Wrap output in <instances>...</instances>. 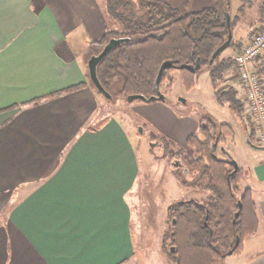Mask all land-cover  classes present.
<instances>
[{"label": "crops", "instance_id": "0c3cea01", "mask_svg": "<svg viewBox=\"0 0 264 264\" xmlns=\"http://www.w3.org/2000/svg\"><path fill=\"white\" fill-rule=\"evenodd\" d=\"M87 10V0H0V264H134L128 196L140 155L119 120L94 126L98 95L88 86L89 42L71 39L73 27L86 24ZM102 13L89 28L94 41L107 32ZM253 36L243 43L234 34V47L220 60L233 59ZM79 84L86 87L63 92ZM230 84L248 112L236 68L220 87ZM250 124L246 144L255 155L240 168L259 228L227 264H264V149L253 146L264 145H251Z\"/></svg>", "mask_w": 264, "mask_h": 264}, {"label": "trees", "instance_id": "16d2710c", "mask_svg": "<svg viewBox=\"0 0 264 264\" xmlns=\"http://www.w3.org/2000/svg\"><path fill=\"white\" fill-rule=\"evenodd\" d=\"M109 2L124 7L130 15L122 14L116 18L121 25V32L107 31L102 38L90 43L88 51L92 55H95L96 48L101 51L109 35L129 37L131 42L115 48L98 66L99 80L108 93L111 82L118 78L121 81L120 93L127 97L143 95L149 98L156 95L155 81L159 68L164 62L171 61L173 66L161 77L163 95L162 87H172L175 72L179 74L185 90L191 91L196 87L200 74L206 71L215 87L218 103L227 106L242 118L245 106L237 90L230 87L220 89L225 74L235 69L236 64L232 58L220 60V55L212 64L210 62L215 51L228 39V0H212L210 6L184 15L165 0ZM243 12V7H240L239 13ZM240 19V16L231 19L232 31ZM231 47H234L233 38L228 48ZM198 59L201 67L196 73L180 68L183 65L194 66ZM262 72L259 71L258 74L261 75ZM89 82L97 94L105 97L90 80ZM85 87L86 84H79L63 92ZM52 96L54 94L48 97ZM38 100L40 99L29 104H36ZM234 137L231 125L204 116L201 118L198 134H192L186 140L187 155L183 157L184 162L201 173L192 182L179 171L176 176L183 185H193L200 191L210 192L211 196L202 201L191 200L172 206L169 218L176 223L170 229V245L175 252L171 249L167 252L172 264H214L228 256L231 250L232 255H240L245 239L258 231L259 222L253 192L250 188L242 187L245 171L239 168L229 181L228 175L233 172V167L228 157L216 158L212 152L214 143L224 147ZM252 138L253 134H250L248 139L251 143ZM236 215L238 217L235 219Z\"/></svg>", "mask_w": 264, "mask_h": 264}, {"label": "rangeland", "instance_id": "374dc122", "mask_svg": "<svg viewBox=\"0 0 264 264\" xmlns=\"http://www.w3.org/2000/svg\"><path fill=\"white\" fill-rule=\"evenodd\" d=\"M87 1L86 16L83 13L81 15L86 24L83 27L75 25L71 39L77 38L82 45L87 41L90 47V43L94 41L90 29L93 30L92 24L97 17V12H103L106 30L116 32L122 31L116 18L122 14L123 16L130 14L125 11L124 7L117 3L112 5L109 0ZM166 1L177 7L183 15L200 11L212 4V0ZM229 4L231 19L237 16L241 17L233 29V35L235 34L237 38L241 37V41L244 43L247 37L253 36L256 32L252 29L251 32H246V35L244 31L252 28L254 26L252 23L258 22L260 19H262L261 23H264V2L263 0H230ZM240 7L244 9L243 14L239 13ZM241 22L245 25L240 29ZM110 36L112 35H109V38H112ZM244 37L246 38L243 39ZM240 44L236 46H243ZM230 50L228 48L224 53H228ZM98 51L100 52V49L96 48L94 54L97 55ZM90 52L85 54L86 64L94 56ZM173 77L174 83L171 88L162 87L164 93L168 95L166 100L150 103L142 100L129 101L127 96L120 93L121 81L118 78L111 82L109 89V93L112 95L111 99L97 94L89 82L90 79L88 80L89 87L98 95V109L95 114L94 126H99L102 120L108 117L119 120L129 134H132L137 154L140 155L137 181L128 196L133 211L135 233L134 264H172L167 253L172 249L170 245L172 221L169 218L172 206L191 200L202 201L211 196L210 192L200 191L193 185H183L176 176V172L179 171L185 175L188 181L192 182L201 173L200 170L187 166L183 159L187 155L185 151L186 138L191 134H198L201 118L212 117L217 121L231 125L235 132V138L232 139L233 142L228 140L225 148L234 156L239 167H245L249 155H255L246 144L245 129L249 132L252 129L248 112L245 111L240 118L227 106L220 105L215 97V87L208 72L200 74L196 87L191 91L185 90L177 72L173 74ZM221 87L220 89H223V86ZM228 88L229 86L225 89ZM230 88L235 89L231 84ZM243 98L245 99L244 96ZM140 129H142V133ZM252 140L258 144L255 136ZM221 147L217 146V156L225 158L224 153L220 151ZM179 151L181 152L178 153ZM184 169L187 171L184 172ZM237 256L239 255H228L217 260L214 264H227Z\"/></svg>", "mask_w": 264, "mask_h": 264}, {"label": "built area", "instance_id": "2783aa9c", "mask_svg": "<svg viewBox=\"0 0 264 264\" xmlns=\"http://www.w3.org/2000/svg\"><path fill=\"white\" fill-rule=\"evenodd\" d=\"M264 2V0H263ZM264 23L259 27L250 42L238 51L233 58L240 84L244 92L249 116L255 126L258 145H264V78L258 70H264ZM257 68L252 65L258 61Z\"/></svg>", "mask_w": 264, "mask_h": 264}, {"label": "water", "instance_id": "95a60500", "mask_svg": "<svg viewBox=\"0 0 264 264\" xmlns=\"http://www.w3.org/2000/svg\"><path fill=\"white\" fill-rule=\"evenodd\" d=\"M228 0V5L230 6ZM226 19H227V25L229 27V35H228V39L227 41L221 46L219 47L215 53L212 56L211 59V64L214 62V60L221 55L226 49H228L232 38H233V31L231 29V15L230 13L226 14ZM130 39L129 38H113L111 39L101 50V52L97 55L92 56L89 61H88V71H89V79L92 82V84L95 86V88L100 91L106 98L111 99V95L108 93V91L103 87V85L101 84L99 77H98V66L99 64L103 61L104 58L107 57V55L113 51L115 48H117L118 46H120L121 44H125V43H129ZM173 66V62L171 61H166L164 62L161 67L159 68L158 71V75L155 81V90H156V95L151 96L149 98L143 96V95H132L128 97L129 101H134V100H142L144 102L150 103V102H154V101H164L165 100V96L162 94L161 92V77L163 75V73L171 68ZM201 67V62L200 59L197 60L196 64L194 66H188V65H183L180 68H185L189 71H191L192 73H196ZM185 102V100H183ZM140 132L142 133V129H140ZM251 145H253L251 143ZM255 148H259V149H264V147H258L253 145ZM217 149V143H214L212 146V151L215 152ZM222 151L226 152V156L229 159V163L231 164V166L233 167V172L228 175V180L230 181L231 175L236 173L239 170V164L238 162L234 159V157L228 153L225 148H222ZM215 157L217 158V156L215 155ZM189 202V201H188ZM181 203H179V205H181ZM239 207H241V203H239ZM238 217V215L235 216V219ZM235 222V221H234ZM176 221L173 220L172 225H175ZM239 243V238H237V245ZM171 251L174 253L175 249L172 248ZM233 251H229L228 255H232Z\"/></svg>", "mask_w": 264, "mask_h": 264}, {"label": "flooded vegetation", "instance_id": "af4514ba", "mask_svg": "<svg viewBox=\"0 0 264 264\" xmlns=\"http://www.w3.org/2000/svg\"><path fill=\"white\" fill-rule=\"evenodd\" d=\"M137 10L139 11L140 9H137ZM110 37H112V38H108L106 44H107L111 39H113V38H129V37H113V36H110ZM129 39H130V38H129ZM130 42H131V41H130ZM106 44H105V45H106ZM105 45H104V46H105ZM121 45H122V44H121ZM104 46H103V47H104ZM102 49H103V48H102ZM100 52H101V51H100ZM100 52H99V53H100ZM162 91H163V88H162ZM163 93H164V91H163ZM164 96H165V100H166V98L168 97V95H167L166 93H164ZM111 97H112V96H111ZM107 99H108V98H107ZM151 144H152V143H151ZM152 145H153V144H152ZM152 145H151V146H152ZM217 146H219V145L217 144ZM220 146H221V145H220ZM185 147H186V142H185ZM222 148H225V146H224V147H221V148H220V151H222ZM225 150H226L228 153H230L226 148H225ZM180 152H181V151H179L178 153H180ZM212 152H213V151H212ZM222 152L224 153L225 157H227V156H226V155H227L226 152H225V151H222ZM230 154H231V153H230ZM213 155H214V156H215V155L217 156L218 154H217L216 151H215V152H213ZM217 157H218V156H217ZM221 158H222V157H221ZM184 163H185V162H184ZM186 165H187V164H186ZM184 170H185L184 172L187 171V169H184ZM171 209H172V208H171Z\"/></svg>", "mask_w": 264, "mask_h": 264}]
</instances>
